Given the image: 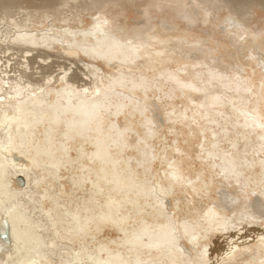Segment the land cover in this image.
Segmentation results:
<instances>
[{
	"label": "bare ground",
	"instance_id": "6f19581e",
	"mask_svg": "<svg viewBox=\"0 0 264 264\" xmlns=\"http://www.w3.org/2000/svg\"><path fill=\"white\" fill-rule=\"evenodd\" d=\"M107 1L0 0V264H264V0H208L230 71Z\"/></svg>",
	"mask_w": 264,
	"mask_h": 264
},
{
	"label": "rangeland",
	"instance_id": "374dc122",
	"mask_svg": "<svg viewBox=\"0 0 264 264\" xmlns=\"http://www.w3.org/2000/svg\"><path fill=\"white\" fill-rule=\"evenodd\" d=\"M70 1L74 2L77 0ZM109 1L104 3L101 9L106 11L110 16H116L120 20L121 27L124 31L133 32L140 30L143 27L145 28L150 22L152 24L169 26L171 28H174V26L175 28H185L189 33L192 32L193 34L200 35L202 38L204 37L202 41L203 43H208L209 45L217 47V51L219 50L218 53L216 52L217 56L220 55L219 57L223 60L230 61V65L225 66L226 69L230 71V68H234V65H232L233 59L226 57L227 54L222 48H229L228 50L231 51V53H234L235 51L230 43V38H228L229 36L225 30L227 26L225 27L224 23L226 22V19L236 20L237 15L232 9L225 7V5L221 4L216 7L211 5L208 0H182L183 2L181 6H179L178 0ZM184 4H187L186 7ZM175 7L183 9L187 8L188 11L195 9L193 20H180L177 18V14L173 11V8ZM251 11L252 13L250 17L244 19V22L242 21L241 24L251 33V35L253 34L252 36H264V7L256 6ZM37 15L41 16L42 14L37 13ZM148 16L151 18V21L147 19ZM26 17L28 16H26L23 11L15 15L14 18H16L17 21H23V18ZM83 18L88 21L91 19L89 15H83ZM215 43H218V45L216 46ZM59 55L68 58V56L63 53ZM154 119L156 120V123L159 124V119L156 116ZM247 253H249V250ZM243 257L244 255L239 256L238 259ZM234 263L236 264V262H233L232 264Z\"/></svg>",
	"mask_w": 264,
	"mask_h": 264
}]
</instances>
